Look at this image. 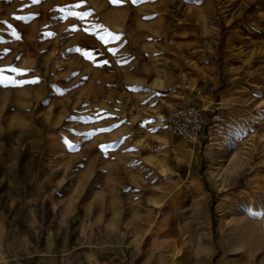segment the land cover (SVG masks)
I'll return each mask as SVG.
<instances>
[{"label":"rangeland","instance_id":"1","mask_svg":"<svg viewBox=\"0 0 264 264\" xmlns=\"http://www.w3.org/2000/svg\"><path fill=\"white\" fill-rule=\"evenodd\" d=\"M12 67L25 70L0 83L13 253L264 264V0H0V69ZM228 80L206 114L201 95ZM178 103L201 107L196 142L164 120Z\"/></svg>","mask_w":264,"mask_h":264},{"label":"crops","instance_id":"2","mask_svg":"<svg viewBox=\"0 0 264 264\" xmlns=\"http://www.w3.org/2000/svg\"><path fill=\"white\" fill-rule=\"evenodd\" d=\"M216 83L221 84L222 80L219 79V77H222L220 75H217ZM231 80H228V82L225 87L218 88L217 90H213V92L203 93L202 100H201V106L202 109H205L206 114H211L212 107H210L212 104L211 100L214 102L216 99L215 95H218L217 98L223 99L224 96H226L230 90ZM228 86V87H227ZM219 100V99H218ZM219 100V101H220ZM201 108V107H200ZM17 217V218H16ZM19 218V213L13 215V211L11 208H4L2 205L0 207V264H48L44 260H40L33 258V259H26V257L18 256L13 253V249H17L19 247V241H20V235L21 232L20 228V220L16 219Z\"/></svg>","mask_w":264,"mask_h":264},{"label":"built area","instance_id":"3","mask_svg":"<svg viewBox=\"0 0 264 264\" xmlns=\"http://www.w3.org/2000/svg\"><path fill=\"white\" fill-rule=\"evenodd\" d=\"M164 120L173 134L190 142L201 137L205 126L201 109L195 104H171Z\"/></svg>","mask_w":264,"mask_h":264},{"label":"snow or ice","instance_id":"4","mask_svg":"<svg viewBox=\"0 0 264 264\" xmlns=\"http://www.w3.org/2000/svg\"><path fill=\"white\" fill-rule=\"evenodd\" d=\"M36 2H38V0H33V3H36ZM110 2L112 4H119L121 2V0H110ZM139 2H140V0H132L133 4H136V3H139ZM76 7H79V5H76ZM89 14L90 13H88V14L72 13V12L68 13V15L76 16L77 18H80V19H82L84 15H89ZM17 19H23V17H17ZM111 35L112 34L109 33V36H111ZM101 39H103V37H101ZM105 42H107V41H105ZM85 55L89 56V58H90V54L85 53ZM105 63H107V61H105ZM5 71L15 72L17 75H23L25 73V70L17 69V68H14V67L9 68V69H0V83H3L4 80L6 79V77L3 75V73ZM13 82H15V81H13ZM26 83H35V81H27V80L20 81L21 85L26 84ZM99 131H108V129H100ZM88 135H92V134L90 133ZM106 147L107 146H103V145L101 146L102 149L106 148Z\"/></svg>","mask_w":264,"mask_h":264}]
</instances>
